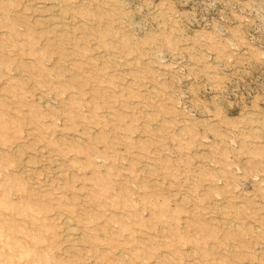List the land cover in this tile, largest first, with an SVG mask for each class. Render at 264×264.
Returning a JSON list of instances; mask_svg holds the SVG:
<instances>
[{"label": "rangeland", "instance_id": "rangeland-1", "mask_svg": "<svg viewBox=\"0 0 264 264\" xmlns=\"http://www.w3.org/2000/svg\"><path fill=\"white\" fill-rule=\"evenodd\" d=\"M0 264H264V0H0Z\"/></svg>", "mask_w": 264, "mask_h": 264}, {"label": "bare ground", "instance_id": "bare-ground-1", "mask_svg": "<svg viewBox=\"0 0 264 264\" xmlns=\"http://www.w3.org/2000/svg\"><path fill=\"white\" fill-rule=\"evenodd\" d=\"M38 4V3H37ZM40 8V7H39ZM41 100V99H40ZM44 104V103H43ZM49 106V105H48ZM74 231V230H73ZM74 238V237H73Z\"/></svg>", "mask_w": 264, "mask_h": 264}]
</instances>
